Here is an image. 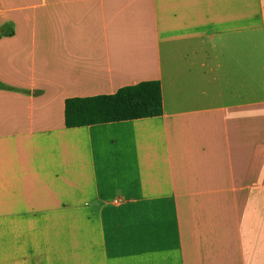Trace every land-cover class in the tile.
I'll return each instance as SVG.
<instances>
[{
    "label": "crops",
    "instance_id": "obj_1",
    "mask_svg": "<svg viewBox=\"0 0 264 264\" xmlns=\"http://www.w3.org/2000/svg\"><path fill=\"white\" fill-rule=\"evenodd\" d=\"M0 84V264H264V0H0Z\"/></svg>",
    "mask_w": 264,
    "mask_h": 264
},
{
    "label": "trees",
    "instance_id": "obj_2",
    "mask_svg": "<svg viewBox=\"0 0 264 264\" xmlns=\"http://www.w3.org/2000/svg\"><path fill=\"white\" fill-rule=\"evenodd\" d=\"M161 112L159 82L144 80L122 86L111 94L65 99L64 124L67 127H75L155 116Z\"/></svg>",
    "mask_w": 264,
    "mask_h": 264
}]
</instances>
